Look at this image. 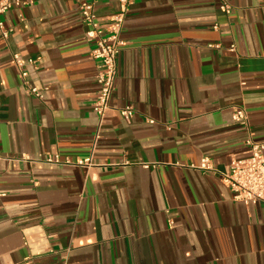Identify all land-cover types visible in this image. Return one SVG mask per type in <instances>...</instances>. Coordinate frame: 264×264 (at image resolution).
Masks as SVG:
<instances>
[{
	"label": "crops",
	"instance_id": "0c3cea01",
	"mask_svg": "<svg viewBox=\"0 0 264 264\" xmlns=\"http://www.w3.org/2000/svg\"><path fill=\"white\" fill-rule=\"evenodd\" d=\"M84 1L21 0L0 15L12 30L0 32V264H264V203L235 200L220 174L249 131L264 140V0H135L101 122ZM118 8L95 4L103 22ZM14 54L34 60L23 69L43 100ZM92 151L89 168L21 158Z\"/></svg>",
	"mask_w": 264,
	"mask_h": 264
},
{
	"label": "built area",
	"instance_id": "2783aa9c",
	"mask_svg": "<svg viewBox=\"0 0 264 264\" xmlns=\"http://www.w3.org/2000/svg\"><path fill=\"white\" fill-rule=\"evenodd\" d=\"M135 0H119L117 12L103 22L96 14L95 4L97 0H86L79 5L82 21L89 26L86 31L88 40H94L95 44L91 49V56L98 61L96 81L98 83V93L92 103V108L100 118L104 119L109 107L112 95L116 89L118 77L117 57L123 40L121 32L127 17L128 9ZM21 0H0V15L7 12L13 5H21ZM221 9L227 13L230 12L228 3H223ZM217 28V25H215ZM11 29L7 28L0 19V32L4 38L9 37ZM211 46L219 47V44ZM232 45L231 49L234 50ZM14 63L20 68V74L23 84L28 91L38 99H44V90L31 86L27 81V71L23 69L26 63H33V59H24L19 54L13 55ZM120 114L130 121L134 115L133 105L121 107ZM232 118L248 129L249 120L247 111L243 106L235 105L232 110ZM152 121V120H150ZM99 131L95 135V143L99 139ZM246 155L242 157H233L228 171L220 172L221 181L228 186L234 193L233 198L243 201L247 205L264 203V140L257 141L253 133L249 131L246 139ZM94 150V149H93ZM21 158L32 163L41 162L48 165L61 166H83L92 167L93 151L85 158L74 160L70 157L62 158L59 153L45 152L40 153L36 158L28 154H23ZM125 162L124 164H126ZM203 171L215 170L210 159L204 158L200 165ZM69 249L66 250V253ZM59 264H69L68 256L59 262Z\"/></svg>",
	"mask_w": 264,
	"mask_h": 264
}]
</instances>
